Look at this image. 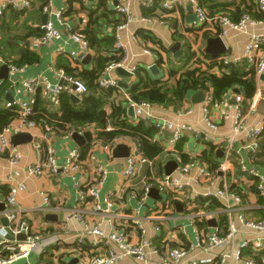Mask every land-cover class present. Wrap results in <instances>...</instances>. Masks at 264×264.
Here are the masks:
<instances>
[{"label":"crops","instance_id":"1","mask_svg":"<svg viewBox=\"0 0 264 264\" xmlns=\"http://www.w3.org/2000/svg\"><path fill=\"white\" fill-rule=\"evenodd\" d=\"M3 1L0 0V4ZM16 1L22 2L23 0ZM69 1L48 0V9L46 11L44 8L40 9V3L32 0V8L27 12H20L17 17H14L17 12L13 13L11 9H7L3 17H1V41L4 36L12 34L11 36L16 37L12 47L14 51L19 52L22 49H28L39 55V61L33 65H23L21 66L23 70L18 72H10L9 70L8 81L11 85V92L8 93L12 94L14 99H27V95L22 88V81L30 77L42 74L53 84L61 82L55 71L58 60L61 57L68 59L72 67L79 70L84 68L92 69L94 67V53L91 50L84 53L81 43L71 38L66 26L61 23L58 17L60 13L65 12ZM81 1V3L74 2V8L78 12L66 18L67 22L73 26V32L82 31L87 27L89 23L88 11L96 9L100 0ZM119 1L103 0L105 11L109 13V18L112 19L115 14L117 18L122 15L116 11ZM215 1L233 3L234 5L240 2V0ZM189 4L178 11L167 13L158 6L145 8L134 2L135 19L124 30L117 31L113 24L107 25L104 21L102 32L99 36L113 34L117 38L116 33L121 34L122 41L129 52V60L131 61L129 64L147 69L151 72L154 79L167 80L170 67L173 64L175 66L183 64L176 59L184 56L187 49L186 42L190 43L194 49L203 48L206 51L207 41L210 38L221 37L220 32L213 33L211 29L201 26L198 20L196 22L188 20L187 16L190 13H194L193 6L191 12L188 10ZM145 12L150 13V15H145ZM45 14L48 15V20L61 30V36L51 42L41 44L36 41L37 37H34L32 32L35 29L38 30L37 25L43 23L42 20ZM122 16L126 21V17ZM217 29L219 28L217 27ZM251 29L264 33V21ZM205 32H210L211 36L209 38L204 37ZM145 34H150L155 39L145 36ZM248 36L249 34L231 31L227 36L221 37L226 45V51L220 55L227 53L232 56L243 57ZM176 41L181 42L179 49L181 54L178 57L170 49ZM59 47H64L66 53L59 54L57 52ZM146 50L149 53H146ZM7 54L11 57L14 56V53L7 52ZM87 54H91L92 58L89 63H84L82 55L85 56ZM159 57L163 58V63L157 66ZM0 65L1 67L3 66L2 64ZM153 66H156V69L152 70ZM116 69L112 76L118 79L120 85L111 96L106 110L111 113L113 104L123 103L126 106L129 122L137 124L141 119L136 115L130 116L128 114L129 107L134 105V102L130 101L128 89L136 76L134 75L129 80L128 77L119 76L116 73ZM256 78L257 90L252 98H246L245 92L241 88H234L226 94L224 99L220 101L213 99V102L207 104L206 96L208 93L213 92L210 87L209 92H204L202 89L190 91L182 102L171 100L167 104H155L154 109L158 117L176 121L184 120L194 124L205 133L210 132L204 121L206 109H208L212 120L218 125V128L215 132L217 139L214 142L205 140L203 134H186L177 145L169 142V133L159 134L157 131L153 140L154 143L162 147L163 152L152 160L144 156L137 139H124L115 144L108 143L98 139L100 128L92 126L80 132L91 131L92 133L91 140L84 144H90L89 156L83 160L79 157L77 168L67 172L63 169V166L69 153L78 149L81 155L80 148L84 146H80L73 139L72 132L58 135L53 129L48 128L45 131L39 125L21 131L30 132L33 140L30 143L17 146L22 158L16 167L11 166L8 153L0 155V180L2 181L0 187L8 188L9 190L11 186L18 182L25 181L27 189L18 194L16 207L28 214L33 231L44 233L45 235H57L60 238V242L50 246L44 256L38 257L33 254L28 261L21 260L13 264H70L74 260L69 261L68 258L72 253L75 242L82 235L84 222L69 215L77 205L78 185L86 184L95 179L97 165L104 166L108 171L107 179L100 192V201L103 208H107L109 196L111 192L115 191L117 200L111 208L112 213L119 212L123 208H127L128 213H132L134 208L139 207L140 216H153L155 219H147L145 217L142 221L148 227L155 244L160 248L161 252L181 245L189 247L190 243H194L197 240L198 230L211 233L218 227L226 233L230 230L231 225H234L236 227L235 234L227 244L215 248L213 253L218 256L223 253L229 254L230 257L225 264H246L245 262L249 259L255 260L256 264H264V250L255 252L252 249H244L243 260H237L233 255L241 247L243 240H255L263 235V231L243 224L239 216L243 214L249 221L264 219V134L261 153L254 157L244 154L247 167L256 170L263 179L252 177L249 172H244L241 169L238 163L239 155L236 151L240 141L233 137L232 134L233 116L238 109H243L248 115L249 125H253L257 120H262L264 125V99L260 98L258 100L255 111L252 110L251 105L259 89L264 90V80L258 76ZM2 80L4 81L5 79ZM124 83H127V88L121 86ZM237 89L239 93L236 92ZM200 92L205 94V100L196 101L194 97ZM240 93L244 96V101L238 104L235 96ZM10 103L6 98L4 107H9ZM54 111L58 112L59 107L54 108ZM18 119H14L12 122L17 124L19 123ZM107 129L111 130L113 127L109 125ZM121 143L130 147V155H133L138 162L136 176L126 184H122L121 173L127 158H116L113 154L115 146ZM209 144H213L216 147V162L218 165L216 169H211L210 164L204 159V153L208 150ZM49 145L55 150L59 170L55 172L46 171L39 176H29L27 174L28 167L44 160L45 149ZM178 146H181V149ZM230 146L233 147L228 157L227 153ZM182 154L186 155V158L189 159L188 162L198 160L201 164H205L210 172V179L196 186V191L202 192V195L193 198L194 191L192 190H184L169 195L160 191L156 186H153L149 192H145V187L150 181L154 182L166 175L165 168L170 161L175 160L178 166L188 163L183 162ZM222 167H225V170ZM12 172L14 175L13 181H7L8 174ZM259 184L262 185V189L259 188ZM218 189L225 190L223 197L215 196V192ZM42 192L49 195V204L45 203ZM204 193H209V195L205 196ZM132 194H135L136 197H132ZM239 194L243 198L242 204L235 202V196ZM6 196L0 191V202L6 204ZM166 200L168 202H165ZM214 201L219 204V207L212 208ZM6 211L7 206L5 209L0 210V227H4L2 218L5 216ZM199 212H205L206 216L204 217V222L196 225V228L192 221ZM88 220L91 222L101 220L106 234L111 233L113 223L119 227H126L130 237L134 241L138 240V230L133 227L130 218L114 220L112 215L104 214L97 218L90 215ZM213 220H215L216 226L211 223ZM67 224L70 225L69 230L66 229ZM156 226H160V229L156 230ZM225 227L227 231H225ZM0 237L2 236L0 235ZM84 242V247L92 253H101L102 255L107 253L108 244L105 241L102 242L101 246H95L92 243V238L87 236L84 238ZM206 254L208 253H203L202 255ZM122 264L140 263L134 256H128L123 260Z\"/></svg>","mask_w":264,"mask_h":264},{"label":"built area","instance_id":"2","mask_svg":"<svg viewBox=\"0 0 264 264\" xmlns=\"http://www.w3.org/2000/svg\"><path fill=\"white\" fill-rule=\"evenodd\" d=\"M137 2L141 7L149 8L158 6L162 11L172 13L184 8L188 3L193 6V12L196 14L201 26L211 29L213 33H217V27L220 28V36L225 37L229 32H240L249 34L248 41L245 47L244 56H232L225 54L220 57L223 65L228 64H240L243 60L255 69V74L258 77L264 76V33H259L251 28L257 27L262 21L252 18L249 14L242 17L239 22H233L228 16L224 14H218L214 17H210L207 9L201 5L199 0H120L116 6V11L126 17V21L120 24L116 30H124L129 23L135 19V13L133 10V3ZM13 6L18 11L25 13L32 8V0H23L17 2L16 0H4L0 4V18L3 17L8 7ZM257 6L260 12L264 14V0H258ZM48 8L45 10L47 11ZM61 23L66 26L71 38L76 42L81 43L84 53L90 51L88 43L82 39V37L73 32V26L67 22L66 18H63L62 13L58 15ZM37 28L43 31V36L36 39L38 43L45 44L51 42L61 36V30L56 25L49 21L47 23H39ZM117 34L116 49L124 53L123 58L118 62L110 63L105 71L100 75L98 79L99 86L101 88H118L119 81L112 76V73L118 67H123L135 75L139 69L135 65H130L129 52L122 41L121 34ZM57 52L59 54H65L64 47H59ZM149 53L148 50L145 51ZM200 58H204L200 55ZM208 62V61H207ZM0 64H7L10 72H18L23 70L21 66H17L13 63H8L0 58ZM206 63H203L204 67ZM56 74L61 79L60 81L66 82L63 84L52 83L48 78L42 74L30 77L22 81V88L27 95V99H14L13 105L19 108V123L14 124L11 122L0 132V155L5 153L9 154L10 164L16 167L22 158V154L18 147L12 145V135L30 129L37 126L33 120H29L28 117L33 114V105L36 101V92L41 89L46 100L49 102L48 108L54 111V108L58 106L59 96L63 92H70L75 94L80 99L88 93V86L81 79L71 75H67L63 69H56ZM3 80H0V86L3 84ZM75 86V88H73ZM264 99L263 90L259 89L256 97L251 102L252 110L255 111L256 104L259 99ZM214 97L212 93H208L206 96V103L213 102ZM235 100L238 104L244 101V96L236 94ZM155 104L149 102L134 103L135 115L141 120L155 124L159 134L169 133V142L177 145L186 134L204 135L205 140L208 142H214L217 139L216 130L218 125L212 120L210 112L206 109V116L204 121L208 126L210 132L205 133L203 130L188 123L184 120L176 121L165 117H158L155 113ZM190 112H192L190 110ZM248 115L243 109H238L233 116V137L240 141L236 150L239 158L238 163L244 172H249L252 177L263 179L258 172L252 168H248L245 163L244 154L254 157L261 153L262 139L264 134V125L262 120H257L253 125L248 124ZM233 146H230L227 156L231 154ZM45 158L39 163L32 164L27 169L29 176H39L46 171H58L59 166L55 150L52 146H47ZM80 151L78 149L72 150L66 160L63 169L65 171L74 170L79 164ZM225 170V167H222ZM138 162L133 155H130L126 159V164L121 173L122 184L128 183L137 174ZM96 177L93 181L78 185V198L77 205L69 215L72 218H79L84 222V229L82 235L75 242L72 253L69 256V261L77 259L76 264H122L123 260L128 256H134L140 264H225L226 260L230 257L229 254L223 253L221 255H215L213 250L217 247L223 246L229 242L232 236L236 232V227L231 225L230 230L226 233L222 229L216 227L211 233H205L203 230H198V237L194 243H190V246L181 245L178 247L169 248L166 251L161 252L160 248L155 244L153 236H151L148 227L142 221L140 216V208L136 207L132 213L127 212V208L121 209L119 212L112 213L116 198V193L111 192L109 200L107 201V208H103L100 201L101 187L107 179L108 171L102 165L96 167ZM13 172L7 176V181H13ZM210 179V172L205 164H201L198 160L191 161L183 165H179L177 170L170 175H164L161 178L150 181L146 187L145 192H149L153 186L159 188L160 191L166 194H173L182 192L184 190H192L193 198L201 196L202 192L196 191V186L202 184L205 180ZM2 181L0 180V183ZM259 188L262 189V185L259 184ZM27 189L25 181H20L17 184L10 187L9 193L6 196L7 211L5 216L8 218V227L14 234V239H8L1 234L2 228L0 227V264H13L21 260H29L31 255L35 254L38 257L44 256L50 246L59 243L60 238L57 235H45L44 233H38L32 230L30 218L24 211L19 210L17 205V196L20 192ZM44 201L49 204V195L42 192ZM208 196L209 193H204ZM225 195L224 189H218L215 192V196L223 197ZM132 197H136L132 194ZM165 202H168L167 200ZM235 202L237 204L243 203L242 196L236 195ZM110 214L114 220L130 218L133 227L137 228L139 237L137 241H134L130 234L126 231V227H119L117 224H112V231L110 234H106L103 223L101 220L91 222L88 220V216H98ZM205 212H199L194 216L193 224L196 225L204 222ZM240 221L250 227L263 231V235L257 239H245L243 240L241 247L236 250L233 255L237 260H243L244 249H252L255 252L264 250V219L259 221H249L243 214L239 216ZM147 219H155L153 216H148ZM67 230L70 229V225L67 224ZM156 230L160 229V226L155 227ZM19 235L24 236L23 239H18ZM91 237L92 243L95 246H101L102 242H107V253L102 255L101 253H92L84 247V238ZM203 253H208L202 255ZM246 264H256V261L249 259Z\"/></svg>","mask_w":264,"mask_h":264},{"label":"trees","instance_id":"3","mask_svg":"<svg viewBox=\"0 0 264 264\" xmlns=\"http://www.w3.org/2000/svg\"><path fill=\"white\" fill-rule=\"evenodd\" d=\"M36 1L40 3L41 10L48 7V0ZM199 1L207 9L210 17L224 14L233 22H239L243 16L249 14L256 20L264 21L263 13L258 11V0H240L235 5L233 3H219L215 0ZM74 2L81 3L82 1L70 0L65 12H62L63 18L70 17L78 12L74 8ZM103 8H105L104 2L100 0L96 9L88 11L89 23L87 27L76 32L88 43L89 49L94 53V67L82 70L73 68L71 62L65 57H61L57 64V69H63L67 75L79 78L86 83L88 93L80 101L75 102L70 92H63L58 99L59 111L56 112L48 108L49 102L41 89H38L35 95L36 101L33 105V114L28 119L33 120L45 131L48 128L53 129L58 135L82 132L87 127L96 126L100 128L98 139L108 143L115 144L124 139H137L144 156L152 160L163 152L162 147L154 143L153 140L158 131L155 124L145 120H139L137 124L129 122L126 106L123 103L113 104L111 113L106 110L116 88H101L98 79L106 67L110 63L120 61L124 53L116 49L117 38L115 35L99 36V34L102 32L104 21L107 25L113 24L117 28L125 20L122 15L117 18L116 14L112 19L109 18V13H106V8ZM8 9H11L13 13L17 12L14 17H17L20 13L13 6L8 7ZM145 15H150V13L145 12ZM217 32H220V28L217 29ZM43 34V31L39 29L32 32V35L37 38L43 36ZM11 35L4 36L2 41L0 39V58L17 66L37 63L39 61L37 53L28 49H22L19 52L12 49L16 37ZM145 36L155 39L150 34H145ZM210 36V32H205L204 37L209 38ZM186 43L187 49L184 56L176 59L178 62L183 63L181 64L182 67L173 64L169 69L167 80L154 79L151 72L145 68H139L136 71V78L128 89L131 102L138 104L149 102L158 105L170 103L171 100L182 102L190 91L201 90L205 85L212 88V95L217 101L224 99L226 94L234 88H241L245 92L246 98L254 96L257 90V76L255 69L246 61L237 65L221 66L223 64H221L220 57L225 54L213 58L203 48L194 49L190 43ZM7 52L14 53V56H12L14 58L8 55ZM200 55H203L204 58H200ZM162 63L163 58L159 57L157 66ZM203 63H206L204 67L202 66ZM8 92H11V85L8 79H5L0 86V132L14 119L20 117L17 106L10 103L9 107H4ZM109 125L113 129L108 130ZM208 147V150L204 153V159L210 164L211 169H216L218 166L216 147L213 144H209ZM178 148L181 149V146H178ZM80 149V159L83 160L89 156L90 144L84 145ZM182 159L183 162L189 161L184 154H182ZM9 190L0 187V191L5 195L9 193ZM217 207H219V204L214 201L212 208ZM223 219L225 220V218ZM225 231H227L226 227Z\"/></svg>","mask_w":264,"mask_h":264},{"label":"water","instance_id":"4","mask_svg":"<svg viewBox=\"0 0 264 264\" xmlns=\"http://www.w3.org/2000/svg\"><path fill=\"white\" fill-rule=\"evenodd\" d=\"M188 10L190 12L192 10V4L191 3L188 6ZM187 18H188V20L190 22H196L198 20V18H197L195 13H190L187 16ZM42 22L43 23H47L48 22V15L47 14L44 15ZM180 46H181V42L176 41V42H174V44L170 48L171 51H173L175 56H177V57L180 56V54H181V51L179 50ZM225 51H226V45H225V43H224V41H223V39L221 37L210 38L207 41L206 52L210 56H212L213 58L218 57L220 54L224 53ZM82 57H84L83 58V62L84 63H89L91 58H92L91 54H87L85 56L82 55ZM154 69H156V66L152 67V70H154ZM116 73L119 76L128 77L129 80H131V78L134 77L133 73L125 70L123 67H118L116 69ZM154 73H156V71H154ZM8 76H9V67H8L7 64H4L1 67V70H0V80L8 79ZM261 79L264 80V76H261ZM61 83L66 84V82H64V81H61ZM121 86H123L125 88L128 87L127 83L126 84L125 83L121 84ZM73 88H75V86H73ZM202 90L204 92H209L210 91V87L205 85V86L202 87ZM236 92L239 93V90L237 89ZM6 98H7L8 101L13 103L14 97L12 96V94L7 93ZM72 98H73V100L75 102L80 101V98L78 96H76L75 94H72ZM194 98H195L196 101L205 100V94L203 92L202 93L201 92L197 93ZM128 114L130 116H135L134 105H131L129 107ZM72 137L80 146H83L86 142H89L91 140L92 133H91V131H87V132H84V133L74 132L72 134ZM32 140H33V136H32V134L30 132H19V133H16V134L12 135V137H11V143H12V145H14L16 147L19 146V145H22V144L30 143V142H32ZM130 152H131L130 151V147L127 144H124V143L116 145L114 150H113L114 157H116V158H127L130 155ZM177 167H178V163L175 160L170 161L167 164L166 168H165V174L166 175L172 174ZM5 208H6V204L0 202V210L5 209ZM2 222H3V226L5 228H2L1 234L4 235L5 237H7L8 239L13 240L14 239V234L10 230V228L8 227V218L6 216H4L2 218ZM211 223H214L213 226H216L215 220H213V222H211ZM17 238L18 239H23L24 236L19 235ZM76 262H77V259H74V260L71 261L70 264H75Z\"/></svg>","mask_w":264,"mask_h":264}]
</instances>
